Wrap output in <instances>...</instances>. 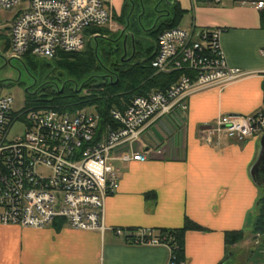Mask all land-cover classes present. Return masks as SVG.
<instances>
[{
	"label": "built area",
	"instance_id": "1",
	"mask_svg": "<svg viewBox=\"0 0 264 264\" xmlns=\"http://www.w3.org/2000/svg\"><path fill=\"white\" fill-rule=\"evenodd\" d=\"M221 2L223 0H216ZM264 11V0L252 3ZM0 10L13 13L10 57L32 55L42 60L86 48L93 29L118 27L113 0H0ZM224 30L177 27L162 33L152 67L159 74L180 73L166 91L135 97L111 111L113 122L100 130L95 112L13 109L14 98L0 88V224L47 228L57 221L105 234V202L119 188L117 162L146 161L138 150L140 136L153 121L188 112L190 95L223 87L248 75L231 67L221 46ZM264 57V48L261 50ZM17 123L22 132H13ZM264 136V105L252 115H224L203 128L200 139L218 145L223 139L240 144ZM114 233L138 246L172 248L151 230ZM264 252V232L253 238Z\"/></svg>",
	"mask_w": 264,
	"mask_h": 264
},
{
	"label": "crops",
	"instance_id": "2",
	"mask_svg": "<svg viewBox=\"0 0 264 264\" xmlns=\"http://www.w3.org/2000/svg\"><path fill=\"white\" fill-rule=\"evenodd\" d=\"M124 1L113 0L117 15ZM175 1L187 11L180 27L223 29L221 46L229 65L248 75L190 95L186 114L155 120L144 129L138 150L148 159L116 163L119 188L105 202V234L68 225L0 224V264H169L167 247L133 245L114 230H176L188 221L204 230L186 233L181 261L221 264L228 253L226 233L251 224L264 193L251 175L262 137L208 145L200 134L221 116H248L263 108L264 11L252 5L259 0ZM253 238L250 231L232 248V264H246L261 252Z\"/></svg>",
	"mask_w": 264,
	"mask_h": 264
},
{
	"label": "trees",
	"instance_id": "3",
	"mask_svg": "<svg viewBox=\"0 0 264 264\" xmlns=\"http://www.w3.org/2000/svg\"><path fill=\"white\" fill-rule=\"evenodd\" d=\"M125 0L121 16H115L123 30L120 33L104 29L98 37L89 38L86 48L77 53H62L56 59L42 60L26 55L22 61L29 69L41 75L32 87L26 88V108L52 109L60 112L92 110L100 116V130L109 124L114 127L111 111L124 108L138 96H148L155 91H166L180 73L159 74L152 67L158 53V40L167 30L180 27L187 11L175 0ZM217 4L221 2H217ZM162 3L165 7L162 9ZM144 21L151 24L145 29ZM131 33V40L125 39ZM10 39L6 48L10 49ZM20 82L0 81V88ZM257 182L259 183L258 179ZM264 187V185H263ZM262 187V188H263ZM64 225L63 220L54 224ZM139 229H131L137 231ZM200 225L188 221L181 229L151 230L172 248V260L181 261L184 254L185 235L188 231H203ZM264 232V193L256 204L251 222V233ZM246 231L226 233L228 253L221 264H232L233 247L245 240Z\"/></svg>",
	"mask_w": 264,
	"mask_h": 264
},
{
	"label": "rangeland",
	"instance_id": "4",
	"mask_svg": "<svg viewBox=\"0 0 264 264\" xmlns=\"http://www.w3.org/2000/svg\"><path fill=\"white\" fill-rule=\"evenodd\" d=\"M159 0H152L151 3H156ZM162 9H164L165 5L162 3ZM13 13L10 11L0 10V81H15L20 82L24 85L20 86L17 83L12 86H4L3 90L5 93L11 95L14 98V105L13 109L16 111H20L24 109L26 104V88H34L36 84V81L42 80L41 75L39 73H36L32 70H29L22 60L17 59H11L10 52L6 48V44L8 40L10 39L9 36V28L8 24L10 23V20L12 18ZM117 15V14H116ZM120 17L121 15H117ZM115 21L118 25L117 29L115 31H112L114 33H120V31L123 30L122 26L118 23L116 17ZM154 24V21L151 24H148L144 21V27L145 29H149L150 26ZM185 27V26H184ZM131 33L127 32L125 35V39L131 40ZM93 112L92 110H86ZM22 126L20 123H17L14 127L13 132H22ZM261 185H264V182H259ZM263 194V193H262ZM247 234H250L251 231V224L248 228L245 229ZM254 246V245H253ZM249 247H245L244 250H246L244 253L247 254ZM250 250V248H249ZM241 261L244 259L241 258ZM246 264H264V252H257L255 256H253L250 261H246Z\"/></svg>",
	"mask_w": 264,
	"mask_h": 264
},
{
	"label": "water",
	"instance_id": "5",
	"mask_svg": "<svg viewBox=\"0 0 264 264\" xmlns=\"http://www.w3.org/2000/svg\"><path fill=\"white\" fill-rule=\"evenodd\" d=\"M262 161H264V136H262L261 138V152H260L259 159L257 160L256 164L252 168V172H251L252 178L255 182H257L256 173L259 170V165L261 164Z\"/></svg>",
	"mask_w": 264,
	"mask_h": 264
},
{
	"label": "flooded vegetation",
	"instance_id": "6",
	"mask_svg": "<svg viewBox=\"0 0 264 264\" xmlns=\"http://www.w3.org/2000/svg\"><path fill=\"white\" fill-rule=\"evenodd\" d=\"M259 182H264V161L259 165V170L256 173Z\"/></svg>",
	"mask_w": 264,
	"mask_h": 264
}]
</instances>
